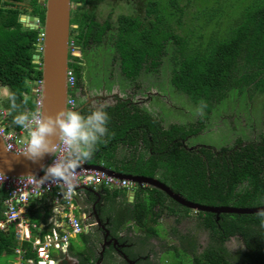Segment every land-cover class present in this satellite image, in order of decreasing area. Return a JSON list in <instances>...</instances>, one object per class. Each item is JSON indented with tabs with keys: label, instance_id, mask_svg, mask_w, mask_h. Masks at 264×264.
Instances as JSON below:
<instances>
[{
	"label": "trees",
	"instance_id": "trees-1",
	"mask_svg": "<svg viewBox=\"0 0 264 264\" xmlns=\"http://www.w3.org/2000/svg\"><path fill=\"white\" fill-rule=\"evenodd\" d=\"M17 1L24 0H0V86L8 91L0 103L8 111L6 121L11 128L19 127L14 123L17 114L33 111L31 82L40 78V70L31 63L37 31L23 27L18 21V15L27 11L17 5ZM27 1L31 4L27 13L37 16L41 25L43 3ZM100 1L103 0H70V32L74 35L71 39L78 38L82 46L87 47L101 40L108 28L113 27L112 45L117 53L119 69L126 78H134L143 63H147L145 68L154 69L157 57L166 51L167 54L170 52L169 81L174 90L185 93L195 103L200 102L205 109L233 87L241 90L252 84L256 90L264 91V0H249L222 37L217 35L219 26L214 23L218 15L217 5L211 6L194 25L188 24L189 17L183 21L173 18L176 13H182L176 5L177 0H143L141 15L119 11L111 25L109 13L101 22L95 18L94 8ZM115 1L105 0V3L114 4ZM122 3L135 11L134 0ZM193 18L190 21L198 20L197 16ZM205 26L206 34L203 35ZM187 36L193 37L190 43ZM70 68L76 79L78 66L70 62ZM241 68L243 73L236 76ZM11 94L16 97L15 110L11 109ZM100 105H104L110 117L108 131L96 145L93 155L86 160L88 163L147 177L158 172L161 182L192 202L237 207L264 204V135L255 143L240 144L237 140L236 146L229 149L221 146L214 152L207 147L189 150L179 145V140L197 132L199 124L186 128L171 124L162 129L158 119L133 105L124 109L117 102L112 105L97 103L95 108ZM81 114L87 116L90 113ZM118 148L124 149L119 156L116 154ZM140 190L149 192L146 198L132 204L128 212L121 211L123 216H115L105 224L109 235L118 241H126L125 236L118 237L117 233L129 228L126 225L129 220L142 234L139 243L143 242V236L155 233L150 224L156 223L163 210L174 211L168 202L184 214L190 212L156 188L139 187ZM79 192L86 201L94 199L86 189L77 190ZM5 197L6 193L0 190V218ZM257 213H219L216 218L211 212L198 211L196 216L201 217V225L208 232L206 246L197 253L194 249L188 252L178 250L174 256L182 260L186 254H191L186 258L188 264H264V218ZM55 215L50 196L32 198L26 205L25 216L31 222L41 224L42 231L52 225ZM78 235L84 248L75 249L70 242L67 253L85 263L91 259L93 243L88 232ZM233 236L241 242L237 258L230 256L224 247L225 240ZM87 242L89 247H85ZM16 245L11 227L0 231V257L11 258ZM20 246L26 249V255L33 256L29 242H22ZM124 252L130 258L139 256L130 247ZM105 254L106 251L104 257ZM178 261L171 264H179Z\"/></svg>",
	"mask_w": 264,
	"mask_h": 264
},
{
	"label": "rangeland",
	"instance_id": "rangeland-1",
	"mask_svg": "<svg viewBox=\"0 0 264 264\" xmlns=\"http://www.w3.org/2000/svg\"><path fill=\"white\" fill-rule=\"evenodd\" d=\"M122 1L116 0L114 4H106L105 0L100 1L94 8L95 18L98 21H102L107 13H109L110 20H114L115 15L119 11L132 13L133 9L125 7ZM176 2L182 13L180 15L176 13L178 17L175 14L173 18L175 17L183 21L189 17L188 24L193 23L194 25H197L198 21L203 18L204 13L209 11L211 6L213 8L214 5H217L218 15L214 23L219 26L217 35L222 37L228 26L238 17L239 12L242 11L243 6L249 0H217V3H214V0H177ZM142 4L143 0H134L137 12L143 13ZM193 16H197L198 20L190 21L194 19ZM168 19L171 20V18ZM72 20L73 18L71 22ZM170 23H173V21ZM72 25L75 26V24ZM71 29L69 23V32L72 31ZM202 34H206V26L202 29ZM191 36H187L188 43L193 38ZM73 37V33L70 32L68 39ZM104 48L109 49L105 43L91 45L88 48L89 51L83 61L85 64L80 74L82 81L85 83L84 86L87 88H97L104 82L105 88H114L121 91L123 97H131L136 92L135 88L139 83V79H135L134 88L133 81L124 77V74L119 70L116 51H113V49L105 50ZM73 53L75 54V52H71L72 55ZM71 54L68 52L67 55L69 67ZM94 55L96 60H94ZM161 62L162 65L159 64L153 72L151 70H140L141 85L149 90L151 96H154L151 97L149 95L148 98H145L147 101L146 108L151 116L161 120L164 126L171 123L192 125L199 118L198 122L202 126L196 134L186 140V145L200 144L204 148L207 147L213 151L220 146H230L233 141L239 138L250 139L256 142L259 136L264 133V91L256 90L252 84L243 87L241 90L238 87H233L227 90L223 98L217 102H213L205 111L201 105L194 103L188 95L172 89V85L168 80V61L164 57ZM242 73L243 69L241 68L236 76ZM87 76H90V78L87 79ZM159 92L163 96L156 97ZM6 94L7 88L0 87L1 100ZM123 151V148H118L116 152L117 156ZM140 186L138 184L135 188L138 189ZM81 196L82 193L77 195V201L80 205L82 202ZM168 203L174 211L163 210L157 217L158 222L150 224L154 228L155 233L143 236L142 243L138 241L142 234L135 229V226L133 227L131 220L126 224L129 228H125V231L122 232L126 237V241H124V245H126L124 246L125 249L130 247L133 253L144 255V259L139 261L138 264H171L172 262L177 263L178 260L179 264H188L186 263V258L190 257L191 254H186L181 260L179 257L174 256V253L178 250L188 252L193 249L194 253H197L208 242V232L201 225V217L196 216L197 213H192L193 209L191 213L184 214L176 206L170 202ZM115 216L117 218L123 215H121L120 210L117 211L115 209L114 218ZM88 220L87 217L84 223L88 222ZM91 230V237L89 238L91 239V243L96 245L99 242V240L97 241L98 238L95 237L97 229L91 228ZM92 237L95 238V241L94 239L92 240ZM70 242L73 243L74 241L70 239ZM88 244L87 242L85 246L89 247ZM224 247L230 256L237 258L241 249V242L238 237L233 236L225 240ZM106 254L107 258L104 259L105 264H126L119 255L117 256L115 251L112 250L111 254ZM91 255H95L93 249ZM67 256H71L70 252L67 253ZM74 261H76L75 258ZM13 262V256L11 258L7 256L0 257V264H13ZM104 263L101 262V264Z\"/></svg>",
	"mask_w": 264,
	"mask_h": 264
},
{
	"label": "built area",
	"instance_id": "built-area-1",
	"mask_svg": "<svg viewBox=\"0 0 264 264\" xmlns=\"http://www.w3.org/2000/svg\"><path fill=\"white\" fill-rule=\"evenodd\" d=\"M73 45V40L68 39L67 54L74 52ZM74 80L72 69L67 64L65 69V109L74 110V105L71 103L74 101L72 96ZM32 95L33 111L40 110V78L35 80ZM6 115V110L0 108V139L6 150L21 153L27 133L20 126L18 128L9 127ZM54 159L55 157L50 154L43 165L51 164ZM88 164L85 160L80 165L78 169L80 179L70 196L63 195L61 187L56 185L46 183L43 186H38V183L31 181L29 175L13 176L0 172V190L6 193L3 200L2 217L0 218V231L8 227L13 230L14 239L17 243L13 247V264H55V262L57 264L64 255L67 256L70 238L81 233L84 228L77 213L79 209L77 190L93 189L100 186L128 190L136 185L133 180L88 167ZM41 172L44 174L42 168ZM36 178L38 181L39 178ZM44 196H50L51 205L56 215L55 219L52 220V225L42 231V225L29 221L25 213L26 205L30 199ZM22 242L30 243V252L33 256L26 255V249L20 246Z\"/></svg>",
	"mask_w": 264,
	"mask_h": 264
},
{
	"label": "water",
	"instance_id": "water-1",
	"mask_svg": "<svg viewBox=\"0 0 264 264\" xmlns=\"http://www.w3.org/2000/svg\"><path fill=\"white\" fill-rule=\"evenodd\" d=\"M38 2L44 5L43 23L41 25H39L38 17L32 14L20 13L18 21L23 27L36 29L37 31L38 37L34 52L31 54V63L36 64V68L40 70V111L54 115L61 109H65V69L67 66L70 0H38ZM34 85L35 80L31 82L30 94H33ZM0 108H4L1 106V103ZM142 110L150 114L147 108ZM6 112L8 113L7 110ZM19 154L20 153H13L6 150L0 139V172L13 176L33 175L38 178L43 177L44 174L41 172V165L47 161L50 154H46L43 159L38 162H32ZM87 166L100 169L111 175L133 180L139 184L145 183L152 185L163 191L176 203L193 209V211L196 212H211L216 218L219 213L250 214L264 210V204L237 207L232 205H207L190 202L173 192L167 185L157 180L155 177L121 173L94 163H89ZM90 216V213L88 215L82 216L81 214V216H79L85 229L87 226L84 220ZM105 243L107 244L108 241H105ZM105 243H103V245ZM66 260L70 261V258ZM131 264H133V262H131Z\"/></svg>",
	"mask_w": 264,
	"mask_h": 264
},
{
	"label": "clouds",
	"instance_id": "clouds-1",
	"mask_svg": "<svg viewBox=\"0 0 264 264\" xmlns=\"http://www.w3.org/2000/svg\"><path fill=\"white\" fill-rule=\"evenodd\" d=\"M9 100L11 109L15 110L17 108L15 95H9ZM71 103L75 105V101ZM109 120L104 105L95 108L87 116L73 109H61L54 115L46 114L39 109L17 114L14 123L27 133L19 155L32 162L40 161L46 154L55 157L51 164L41 165L43 177L37 181L35 176L29 175L31 181L38 183V186L46 183L56 185L61 187L63 195L70 196L80 179L78 174L80 165L93 155L96 145L108 131ZM152 177L159 180V173L156 172ZM140 185V187H152L145 183ZM168 198L165 200L166 204ZM257 215L264 218V210L259 211Z\"/></svg>",
	"mask_w": 264,
	"mask_h": 264
},
{
	"label": "flooded vegetation",
	"instance_id": "flooded-vegetation-1",
	"mask_svg": "<svg viewBox=\"0 0 264 264\" xmlns=\"http://www.w3.org/2000/svg\"><path fill=\"white\" fill-rule=\"evenodd\" d=\"M17 5H20V7H22L23 9H25V11H30L31 10V4L27 1V0H24V1H17ZM135 8V11H132V15H135L136 13H138L139 15H141V13L138 11L137 12V8L136 7H134ZM27 12H22V13H24V14H29V13H27ZM19 16V15H18ZM101 22V21H100ZM109 22H110V24L111 25H113L114 24V22H113V20H110V18H109ZM74 26V25H73ZM113 34H114V31H113V27H110V28H108V31L102 36V38H101V40H99L98 42H96V43H91L90 45H88L87 47H85V46H82V43H81V41H80V39H78V38H74V39H72L73 40V42H74V45H73V47H74V52H75V54H73V55H71V59L69 60L71 63H73V64H76L77 66H78V77L74 80V85H73V89H72V96H73V99H74V101H75V105H74V109L75 110H77V111H80V112H82V113H90L91 111H92V107L94 106V109H95V106H96V104L97 103H99V104H108V105H112V104H115L116 102L121 106V107H123V108H129L131 105H133V106H135L136 107V109H145L146 108V106H147V104H146V100H145V98H148V96L150 95L149 94V90L148 89H145L142 85H141V83H140V76H141V73H140V70H151L152 72L158 67V65L159 64H161L162 65V62H161V60L165 57V59H167V61H168V66H167V72L169 73V75H168V80L170 79V76H171V61H170V59H169V54H170V52H169V54H167L166 53V51L163 53V54H160L158 57H157V62H156V65H155V68L154 69H151V68H148V66H147V68H145V65H147V63H143L144 64V66H142L140 69H139V71H138V73L136 74V77H134V78H128L127 77V79H129L130 81H133L132 83H133V87L135 88V79L137 80V78L139 79V83H138V85L136 86V92L134 93V95H132L131 97H123V95H122V93H121V91H118V90H116V89H112L111 87H108V88H105V86H104V82H103V84L101 85V86H99V87H97V88H94V87H89V88H87L86 86H84L85 85V83L82 81V76L80 75L81 73H82V68H83V66H84V59H85V57H86V55L88 54V48L89 47H91V45L93 46V45H96V44H99V43H105V44H107V46H108V48L109 49H113V51L115 50L114 49V47H113V45H112V41H113ZM105 50H109V49H107V48H104ZM102 50V49H101ZM94 54V53H93ZM97 54H98V51H97ZM116 59L118 60V57H116ZM94 60H96V58H95V55H94ZM156 60V59H155ZM119 66V65H118ZM120 70V69H119ZM74 74V73H73ZM93 74V73H92ZM125 77V76H124ZM75 78V77H74ZM90 78V76H87V79H89ZM170 82V81H169ZM171 84V83H170ZM172 85V84H171ZM0 87H3V86H0ZM172 89L174 90V88H173V86H172ZM8 95V91H7V94L5 95V96H7ZM163 96V94L161 93V92H159V94L158 95H156V97H158V96ZM151 96V95H150ZM152 97H154V96H152ZM192 100V99H191ZM193 101V100H192ZM194 102V101H193ZM195 103V102H194ZM196 104H199V105H201L200 104V102H196ZM202 106V105H201ZM203 107V106H202ZM203 109L206 111V109L203 107ZM124 112H128L127 110H125ZM130 112V111H129ZM128 112V113H129ZM159 120V119H158ZM198 120H199V118H197V120L196 121H194V123L192 124V126H194V125H200L199 126V129L201 128V124L198 122ZM160 121V125H161V128L162 129H166V128H168L169 127V125H173L174 123H171V124H167V125H163L162 124V122H161V120H159ZM178 125H180V124H178ZM190 124H188V125H182V126H184V128H186L187 126H189ZM199 129H198V131H199ZM197 131V132H198ZM197 132H194V133H190V134H188L185 138H183V139H180L179 140V145H181L183 148H185V149H195V148H197V147H204V146H201L200 144H195V145H191V146H189V145H186V140L190 137V136H192V135H194V134H196ZM261 135H264V133H262ZM260 135V136H261ZM260 136H259V139H260ZM259 139H257V141L256 142H258L259 141ZM239 141H240V144H243V143H245V142H249V141H253L254 143H255V141L254 140H250V139H243V138H239L238 139ZM237 141V140H236ZM236 141H233L232 142V144L230 145V146H222V147H225V148H227V149H229V148H233L234 146H236V144H237V142ZM221 147V146H220ZM206 148V147H205ZM219 148V147H218ZM217 148V149H218ZM217 149H215V150H217ZM215 150H213V152L215 151ZM133 188H135V187H133ZM133 188H131V189H133ZM122 189V188H121ZM130 189V190H131ZM118 190H120V188H118ZM123 190V189H122ZM178 194V193H177ZM178 195H180V194H178ZM181 196V195H180ZM183 199H185V200H187V201H189L188 199H186V198H184L183 196H181ZM190 202H192V201H190ZM197 203V202H196ZM181 205V204H180ZM181 206H183V205H181ZM185 207V206H184ZM187 208V207H186ZM189 210H190V213H191V210L192 209H190V208H188ZM192 212L193 213H195L196 211H193L192 210ZM95 214V212L93 213H91L90 215V217H91V219H92V221H96V219L94 220V216L96 215H94ZM92 223H94V222H92ZM96 223V222H95ZM94 225H96V228L95 229H97V228H99L98 230L99 231H101V227L98 225V224H94ZM101 228V229H100ZM105 229H106V236H107V240L106 241H108V243L104 246V248H103V251H102V254H101V256H103V252H104V250L106 251V249L108 250V254L110 253V252H112V250L113 251H115V253L117 254V256L119 255L122 259H123V261L126 263V264H131V262H133V264H138V262L139 261H141V260H143L144 259V255L142 254V255H140L139 254V256H134V257H132V258H130V257H128L127 255H126V253L124 252V249H125V247L124 246H126V245H124V242H121V241H118L117 239H116V237H112V236H110L109 235V230H107V228L105 227ZM98 230L94 233L95 234V237L97 238L98 237V233L100 234V232H98ZM125 231V229H121V230H119L118 231V233H117V235H118V237H124V235L122 234V232H124ZM94 238L92 237V240H93ZM90 241H91V239H90ZM94 242V241H93ZM128 245V244H127ZM86 247V246H85ZM92 247H95V245H92ZM92 247H91V253H92ZM129 248V247H128ZM107 253V252H106ZM106 256L102 259L103 261H102V263H104L105 261H104V259H106L107 258V254H105ZM70 257H74L75 259H76V262H74V261H72L71 260V258ZM70 257H68V256H66V255H64L63 257H62V259L59 261V263H57V264H101L100 262L101 261H99V263H96V258H95V256H91V259L89 260V261H87V262H85V263H80L79 261H78V259L74 256V255H71ZM67 258H70V261H67L66 259ZM94 259V260H93ZM105 264V263H104Z\"/></svg>",
	"mask_w": 264,
	"mask_h": 264
},
{
	"label": "crops",
	"instance_id": "crops-1",
	"mask_svg": "<svg viewBox=\"0 0 264 264\" xmlns=\"http://www.w3.org/2000/svg\"><path fill=\"white\" fill-rule=\"evenodd\" d=\"M127 174V173H126ZM135 187V186H134ZM153 187V186H152ZM104 188V189H103ZM96 187V188H87L86 190L91 194V197H94V199H89L88 201L83 199V195L81 196L82 202L81 205H79L78 209V215L82 216L83 215H88L89 213L91 214L92 212H95L94 220L92 221L91 217H88V222H86V229L83 228V233H89V236H91L90 231L91 228L95 229L96 225L98 224L101 228L100 234L98 233V239L99 240L98 244L95 245V247H92L94 253H95V258H96V263H99V261H103L102 259L104 256H101L102 251L104 246L106 245L105 241L107 240L106 236V222H109V219H112L114 217V210L117 209V211H129L131 210L132 204H134L136 201H139L142 198H146L145 195L149 192L145 191H138V189L133 188V189H116V188H105V187ZM156 188V187H153ZM157 189V188H156ZM81 192L77 193L79 195ZM103 201L106 203L103 204ZM83 209V210H81ZM106 210V211H105ZM55 219V218H54ZM87 218L85 219V221ZM130 221V220H129ZM94 222V223H92ZM96 222V223H95ZM133 224V221H131ZM128 223V222H127ZM108 230V229H107ZM94 235V234H93ZM70 239H72L75 245V249H81L84 248V244L79 239V235L72 236ZM95 241V238H94ZM103 243H105L103 245ZM105 251V250H104ZM106 252L108 253V250L106 249ZM104 253V252H103ZM111 254V252L109 253ZM72 255V254H71ZM106 256V255H105ZM70 257V256H68ZM72 261H74L73 257H70ZM100 262V263H101Z\"/></svg>",
	"mask_w": 264,
	"mask_h": 264
}]
</instances>
